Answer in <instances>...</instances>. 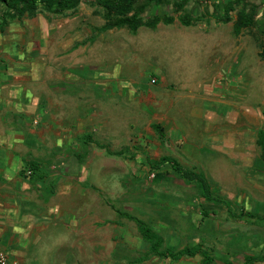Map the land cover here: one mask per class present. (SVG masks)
I'll return each instance as SVG.
<instances>
[{"label": "rangeland", "instance_id": "rangeland-1", "mask_svg": "<svg viewBox=\"0 0 264 264\" xmlns=\"http://www.w3.org/2000/svg\"><path fill=\"white\" fill-rule=\"evenodd\" d=\"M83 1L92 2V0ZM223 1L219 0V4L215 3V6H213V13L219 15L218 18L215 16V19L219 21L222 18V12L219 13V11L222 10L221 3ZM191 6L188 9L192 10L193 15H200V12H205V14L211 13L210 8L203 10L202 5L197 1L192 3ZM151 7L152 5L147 10L153 13V7L152 10ZM241 8H245L249 13L253 14L254 22L246 30L249 34L244 35L242 38V41H246L245 50L247 54L244 58L240 56L239 60L235 62L229 61L227 64L216 63L212 68V65L215 64L214 54L219 49H222L223 53L220 56L227 54H224L226 50L223 49V44H218V40L221 38L215 35H210L209 37L199 35L196 39H192L193 37L189 35L184 37L179 34L166 39L164 37H160V39L145 37L140 41L141 35L150 32V29L141 28L134 36L128 29L124 28V30L115 32L110 36V39L115 41L110 51L104 53L96 48L92 51V53H96L95 58L92 57V54L91 59L88 60L89 57L84 58V63L81 64H84L82 69L73 68L69 70L70 73L76 75V78H82V81L79 80L81 82L80 85L71 86L67 91L77 92L80 90L82 99L87 95L92 97L91 100L85 101L86 106L88 105L87 107H94L96 109L101 105L100 100L108 98L109 95L113 96L114 102L112 106L110 105L111 108L106 107V110L103 111L104 115L108 117L109 129L115 131L123 128L125 122H128L126 117H129V131L121 135V140L117 141L118 144L114 143L112 148H110L114 152L122 150L124 152L122 156L107 155L104 148L88 144L85 141L83 142L84 136L89 134L91 139L93 137L97 139L94 142L95 144L104 145L105 143L104 135L89 133L93 128V121L86 117L88 112H83L81 110L83 107L81 109L78 107L75 110L79 115L76 124L72 123V120L76 118H71L72 115L69 112H66V115L69 114L68 116L64 119L61 118L62 113L58 111L60 109L58 108L57 97L51 94L50 87V85H56L57 82L51 79L50 75L48 76L49 89H42V97H40V84L28 86L32 90L33 98L37 99L33 100L32 104H38L39 110L34 112V116L28 118V125L25 126L28 127L27 129L32 128L38 132L33 134L34 145L28 146L23 144V142H12V153L16 157V164L13 165L14 168L12 167L9 178L7 180L2 178L0 181V202L6 201V205L3 206L13 209L15 206V202L13 201H17L16 212L10 211V215L5 216V219L2 217L1 222V229L4 231V234L0 241V252L7 255L8 264H25V262L27 264H107L99 261L100 259L94 255L96 249L94 244L96 245L97 239H99L97 231H102V229L104 230L108 227L106 231L107 236H109L113 233L114 224H121L124 226V230L131 234L133 239L134 235H138L137 237L141 241V236L135 222L124 217L121 214L122 212L134 215L155 231H158L164 239V246L171 245L178 249L185 244H198L217 259L225 258V256L232 257L235 254L243 255L249 250L258 249L264 243V219L257 218L254 220L242 216L241 218H233L225 210H220L216 214L210 213L211 215L202 217L200 216V212L203 209V205L208 206V210H212L213 206L218 208L220 206L214 202H208L209 204L206 201L204 202V199L199 194L196 182L180 177L169 166H165L159 172L148 169L149 166L145 160L146 155L152 159H157L161 155H172L186 168L202 171L210 183L212 191L228 197L236 211L240 209L238 202L239 192L244 195L241 198L243 204L247 206L250 194L259 191L257 186L256 188L253 187V184L255 185L256 182L250 181L247 178H245L247 181H244V179L239 180V178L234 180L235 182L218 180L220 179L219 170L223 169V167L218 166V160L221 161L222 159L219 158L220 153L216 150L208 149V151L203 152L204 156L200 157L199 152L195 149L187 156L186 154H182V150L179 151L181 143L178 144L177 142L175 144L171 142L170 146L165 147L160 145L153 129L148 127L153 121L157 122V120L149 115V113H146L144 120L139 116L136 117L139 112L131 103L125 102L126 95L123 94L125 90L121 86V83L123 84L121 78H124L125 72L130 79L134 80L133 83H130V86L141 90L140 95H147L150 90L160 87L161 76L164 72L176 79L186 78L192 84H200V82L204 84L206 80L213 79L214 74H216V78H214L216 86L220 87L219 91L224 90V96L228 97L230 96V91L233 94L237 89L233 88L235 85L234 81L241 79L245 74L252 75L253 80L261 78L262 74L258 73L263 69L258 70L255 67L252 70V63L256 60L254 59V50H251L254 49L253 37L256 39L257 44L264 40V0H239V2L234 4V11L231 14L235 13L236 16L237 11ZM170 9L172 10V8ZM69 11L71 10L58 13L39 7L35 15L31 18L28 17L31 20L26 18L28 24L22 25L19 22V25L16 24V30L11 32L7 37L5 32L8 30V25L5 26L4 33H0V50L7 47L5 51L16 52L18 55L21 53L22 57L26 53L25 57L28 58L30 56L27 55L28 49H30L29 46L33 48V51H39L38 49L41 45L40 41H38V35L40 37V34H38L37 30L40 27L39 18H48V20L50 19L56 23V20L65 18ZM99 12L100 14L103 12L101 7L99 8ZM158 12L160 13V11ZM180 13L173 12L175 15ZM209 18L206 19L205 17L204 20H209ZM209 24V21L195 22V28H199L200 26L207 29L209 28ZM85 25L90 26V21L89 23L86 22ZM30 26L32 27L30 28ZM224 27L228 26L225 25ZM224 27L222 26V28L217 30L225 31L223 30L226 29ZM65 29L67 30L65 32L70 33L69 35L73 34V31H76L72 30L71 26H67ZM224 38L229 46L228 41H232V39ZM46 40L47 44L49 43L50 45L54 42L55 37L50 35L48 38L46 37ZM126 42L127 44H125ZM125 45H128V47L122 49L121 46ZM217 46L218 48H216ZM137 48L142 53L136 52ZM158 53H164L166 60L164 59L163 65H168L164 72L158 67L155 68L158 63L162 62L158 61L160 59L157 57ZM256 57H258L257 54ZM7 59L11 63L20 61L19 59H12L9 56ZM28 60H32V58H28ZM211 60L213 61L210 62ZM169 63L173 69L170 68ZM9 65L11 66V64ZM90 66H97L100 70H107L111 73V78L108 75V80L106 79L108 81L107 85L110 83L109 87L104 85L99 86L98 79L88 82L87 80L83 81L89 79V76L91 78H103L101 75L94 74L95 70L91 69ZM116 70L117 73L115 74ZM96 71L98 72V70ZM103 73L104 71H100L99 74ZM154 77L155 81L152 82ZM30 78L31 76H24L26 80ZM85 83H89V86L85 85ZM222 83L228 84L231 89L229 87L221 88L223 87ZM205 86L202 85V88H205ZM211 86L214 87L213 84ZM246 86L247 90H249L248 84ZM242 91L246 92L248 96L240 100L238 105H249L252 100L259 102V99L264 95V85L258 84L257 87H252L250 93L246 91V88ZM126 94L129 98L133 96V94ZM133 99L135 100V98ZM115 100L117 101L115 102ZM257 108L256 112L261 114L259 108L264 111V104L262 107L258 104ZM262 116L264 117V114ZM148 119H151V123ZM146 120L148 122L145 123ZM15 121L19 125L17 118H15ZM260 122V126H264V119H260ZM57 125L65 126L66 130H61ZM258 126L255 125L254 127L257 128ZM141 128L144 132L140 133L138 131ZM214 128L216 130L230 129L227 124L223 125V123L214 126ZM10 129H13L12 125L9 123L4 124L0 119V131L4 133ZM4 136H6L5 133ZM16 136L18 137L19 135ZM86 140L89 139L86 138ZM3 146L4 143L2 144ZM262 156L264 158L263 153ZM23 157L26 160H38L46 168L52 167L55 170L64 169L66 173L70 172L67 174L76 177L75 181H71L76 184L75 187L77 188L80 185L87 188L90 192L79 193L71 197L64 196V194H60V196L56 194L55 197L53 195L51 199L45 201V193L40 194L39 188L35 189V186L40 187V189L47 187L49 178L48 180H43L42 178V182H38L42 185V188L39 185H35L34 182L42 176L35 174L33 181L25 179L26 174L24 172L28 167L25 160L22 159ZM225 168L227 169L228 167ZM151 173L154 175L152 176ZM64 182L67 184L65 179V181L60 182L59 186ZM80 189L82 188L76 190ZM10 197L13 201L9 199ZM60 199L63 200L64 209L67 212L66 219L70 224L63 226V222L61 221L58 226H49L42 229L41 227L44 225H40L41 222L39 221L41 214L47 211L48 206L52 203L54 204L53 201L59 200L61 204ZM258 200L260 199L258 198ZM263 206L264 202L262 206L258 207V213L264 214V210H262L264 209ZM28 211L34 212L39 217H37V221H39L38 225L40 226L34 228V232L40 231V229L43 231H41L37 238H34V242H32L34 247H31L33 248L32 254L28 257L27 261H24L26 260L24 257L25 247H19L20 249L22 248V251H20L22 252L23 259H21L14 254L19 250L14 240L20 239L24 235L25 230L23 226L26 224L25 218L28 219ZM80 212H84V214ZM13 213L16 214L14 215ZM88 223L91 225V228L88 226ZM85 224V228H90L88 232H91V234L95 232V243L94 241L90 243L89 239H92V237L89 238L86 233H83L84 228L82 226ZM222 228L225 230H222ZM13 229L16 230V233ZM122 232H119V234ZM125 240L123 237H118V239L113 240V244L111 243V258L113 260L121 258V254L124 255L127 252L132 254L131 251L139 253L140 250L138 251V249L146 250L147 248L146 243L142 242L139 245L136 239H134L136 242L134 250L133 247L130 248V245L125 243ZM131 240H129L130 243L133 242ZM219 241H221V245ZM103 242L107 243L104 240H99V244ZM106 247L109 248L108 246ZM123 264H133V262H123ZM162 264L165 263L163 262ZM213 264L217 263L213 262Z\"/></svg>", "mask_w": 264, "mask_h": 264}, {"label": "crops", "instance_id": "crops-1", "mask_svg": "<svg viewBox=\"0 0 264 264\" xmlns=\"http://www.w3.org/2000/svg\"><path fill=\"white\" fill-rule=\"evenodd\" d=\"M197 1L202 5L203 10H208L210 8V14H205V12H200V15H193L192 10H189L188 8H191V4ZM145 2V0H140V3ZM224 2V1H223ZM216 4H219V0H186V3L184 5L183 11L190 13L193 16V20L190 24L185 25L182 24L179 19L178 15L173 14V11L170 8L172 7V4L170 3L167 6L163 5H157L153 6L152 11H160L161 19L156 23L154 27H147V26H140L137 28L135 32H132L127 26L122 27H112L107 26L106 21L103 18L102 14L99 12V6L98 3L92 0V2L88 1H81L76 9L69 11L65 18L56 20V23L51 21L48 18H39L38 22L40 23V27H38V34H40V37L38 35V41H40L39 51H33V48L29 46L30 49H28V54L30 55L28 58H32V60H28V58L25 57L20 53L19 55L15 52H8L5 51L7 48H2L0 50V119L3 121L4 124H11L13 129L7 130L4 133L6 136H4V133L0 131V181L3 179L9 178V174H11V169L13 165L16 164V157L13 155L12 151V142L22 143L26 144L28 146L34 145V133H37L38 131H34L32 128L27 129L28 127L25 125H28V118L30 116H34V112L39 110V106L33 105V100H37L33 98V93L29 85H38L40 84V90L41 94L40 97H42V89H49V79L48 76L50 75V78L55 80L57 83L56 85H53L51 87V94L57 97L58 102V108L61 111V118L64 119L66 116L71 114V118H76L72 120V123L76 124L77 117H79L78 112L75 111L78 107L83 112H88L87 118L91 119L93 121V128L89 133H100L101 135H104L105 137V143L102 148L110 149L112 148V145L114 143L118 144V140H121V135L126 134L127 131H129V117L127 116L128 122H125L123 128H120L119 130H111L109 129V120L106 115H104L103 111L107 108H111L112 103L114 102L113 96L109 95L108 98L102 99L99 102L101 105L97 107L96 109L94 107H87L85 101H89L92 99L89 95H87L84 99H82L81 91L77 92H68L67 89H70L71 86L74 85H80V81L82 78H76V75L74 73H70L69 70L74 69H82L84 63L83 59L88 58L91 59L92 57L95 58V52L92 53L96 48L100 52L107 53L112 49L114 46V40L110 39V36L114 34L115 32H119L121 30H124V28L128 29L133 35L137 34L139 32V29L141 28H148L151 31L144 33V35H141L140 41L144 39L145 37H156L157 39H160V37L169 38L174 37L175 35H181V36H191L192 39H196L199 35L209 37L210 35H215L221 38L218 40V44H223L227 53L223 56H220L222 53V49H219L214 55H215V64L212 65V68L216 65V63H224L227 64L229 61H237L239 60L240 56L245 57L247 54L246 52V46L245 42L242 41V38L244 35L249 34L246 32L248 28L245 30L242 29L240 32L235 33L233 31V23L236 19L235 13L233 15L231 14V20L229 21H219L215 19L219 17L218 14H214L213 10ZM223 3H221L222 10L219 11L223 12ZM149 8V7H148ZM144 11V18L151 13V11L147 10ZM158 9V11H157ZM186 9H188L186 11ZM234 11V10H233ZM232 11V12H233ZM170 13L173 14V21L170 23H165L162 20V17L164 13ZM180 13V12H179ZM35 15V14H34ZM33 16V15H32ZM32 16H23L19 19H15L10 21L6 26L8 30L5 32L6 37L9 36L11 32L16 30L17 26L19 25V22L23 24H28L27 19L28 17ZM202 17V18H201ZM208 17L209 20H204ZM27 18V19H26ZM31 20V19H28ZM22 21V22H21ZM90 26L85 25L86 22L89 23ZM207 22L209 21V28L205 29L204 27L195 28V22ZM94 22V23H91ZM99 24V25H98ZM82 25H84L82 27ZM227 25L228 27H224ZM71 26L73 31V34L69 35L70 33L65 32L67 31L65 27ZM222 26L226 29H223L225 31L217 30L219 28H222ZM32 26H30L31 28ZM5 29L0 30V33H4ZM55 37V40L53 43L49 45L47 44L46 37L49 36ZM134 35V36H135ZM138 36V35H137ZM232 39V41H228L229 46L227 45V41H225V38ZM235 39V42H234ZM254 40V50L255 57L254 61L252 63V70L255 69V67L259 69H263L260 73L262 74L261 78H257V80H253L254 78L252 75L245 74L241 79H238L234 81L235 85L233 88H237L234 93L232 94L230 91V96L225 97L224 96V90H220V87L216 86V74H214L213 79L206 80L204 84L200 82V84H192L186 78H180L176 79L173 76L170 77L167 75L164 71L165 68L168 66L163 65V61L166 59L164 58V53H158V61H162L161 63H158V65L155 68H160L161 71L164 73L162 74V81L161 86L157 89L150 90L147 95H140V89H135L130 86V83L134 82L133 79H130L128 74L125 72L124 78H121L123 84L121 83V86L124 88L123 94L126 95V101L131 103L133 107L139 112L136 117H141L142 120H144V116H146V113H149L153 118L157 120V122L150 123L151 125L148 126L153 129L156 139L158 140L159 144L162 146H170L173 142L175 144H180V150H182V154H186L187 156L191 154L193 150H197L200 154V157H203V152L208 151V149L216 150L220 153L219 158L222 159L221 161L218 160V166L223 167V169L219 170L220 172V179L223 181L228 182H235L236 179H244V181H247L245 178L249 179L250 181H255V185L253 184V187L259 189L257 193L250 194L249 202L247 203V206L243 204L242 198L244 195L239 192L238 196V202L240 209L236 211L231 203V200L228 197L219 195L218 193H214L212 191L211 185L210 189L211 192L215 196H219L221 198L226 199L230 203L229 210L233 212L231 214L222 201H215V200H207L203 196H200L204 199V202H214L219 204L218 207H212V210H208L209 207L206 205H203V209H201L200 216H209L210 213L216 214L218 211H223L233 217V218H241L240 213H246V214H253L254 217H248L251 219H257L258 216L261 217V219H264V214L258 213V207L263 205L264 202V158L262 156V151L260 147L257 145V132L260 128L264 129V126H260L261 122L260 119H264L262 114H264V111H262L259 108V112L261 114H258L256 112V109H258V104L262 107L264 104V95H262V98L259 99V102L256 100H252L249 105L241 104L238 105L240 100H243L244 97H247L246 92L244 93L242 90L248 91L250 93L252 87H257L258 84L264 85V60H262L258 54V44L256 42V39L253 37ZM232 42V43H229ZM30 44V43H29ZM127 44V42L125 43ZM15 45V44H13ZM141 45V43H140ZM228 46V47H227ZM122 49L125 47L127 48L128 45L121 46ZM218 48V46L216 47ZM228 48V50H227ZM7 50V49H6ZM136 52H139V49L137 48ZM39 53V54H38ZM139 53H142L141 51ZM38 54V55H37ZM93 56H92V55ZM256 54L258 57H256ZM40 55V56H39ZM10 57L12 59H19L18 62H9L7 57ZM38 56V57H36ZM92 56V57H91ZM156 57V58H157ZM234 58V59H233ZM258 58V59H257ZM165 59V60H164ZM211 60L210 62H212ZM11 64V66L9 65ZM170 64V63H169ZM254 64V65H253ZM89 67V66H86ZM91 69L95 70L94 74L101 75L103 78L98 77H92L89 76V79H85L83 81H95L99 80V86L104 85L106 87L110 86V83L107 85V76L109 75L111 78V73H109L107 70H103L98 68L97 66H90ZM170 68L173 69V67L170 64ZM98 70V72L96 71ZM100 71H104L103 74H99ZM90 73V72H89ZM117 73V70L115 74ZM24 76H31L29 80L24 79ZM100 76V77H101ZM207 78V77H206ZM95 79V80H94ZM107 79V80H106ZM82 81V80H81ZM155 81V77L152 79V82ZM259 81V82H258ZM256 82V83H255ZM155 83V82H154ZM221 83V82H220ZM211 84L214 85V87L211 86ZM223 87H229L228 84L222 83ZM249 86V90H247V85ZM69 85V86H67ZM85 85L89 86V83H85ZM202 85H206L205 88H202ZM44 86V87H43ZM164 89H162L163 87ZM229 89H231L229 87ZM156 92V93H155ZM233 92V91H232ZM238 92V93H237ZM133 94L132 97H127V94ZM240 97H239V96ZM135 98V100L133 99ZM49 99V98H48ZM41 100V99H40ZM86 101V102H87ZM117 100H115L116 102ZM38 102V101H37ZM39 103V102H38ZM82 103V104H80ZM84 103V104H83ZM108 103V104H107ZM124 103V102H123ZM48 104V102H47ZM111 105V106H110ZM128 105V104H127ZM71 108V109H69ZM134 111V110H132ZM66 112L69 114L66 115ZM260 115V116H259ZM8 121V119H10ZM15 118L18 119L15 121ZM253 118V119H252ZM148 120L145 121L148 122ZM123 121V120H122ZM144 122V121H143ZM223 125L227 124L230 129H218L216 130L214 126L216 125ZM259 123V126H258ZM153 124H159L162 127L163 133H164V141L162 142L160 138L158 137V133L153 127ZM107 125V126H106ZM121 125V124H120ZM123 125V124H122ZM257 125L258 127L255 128L254 126ZM61 130H66L65 126H60ZM109 126V127H108ZM30 127V126H29ZM132 127V126H131ZM32 132H30V131ZM138 132H144L139 130ZM16 135H19L18 137ZM89 135V134H86ZM96 138L93 137L88 141H85L88 144H92L94 146H98L94 142H96ZM84 142V140H83ZM4 143V146L2 147V144ZM101 145V144H100ZM175 146V145H174ZM6 148V149H4ZM11 148V149H10ZM111 150V149H110ZM93 151V150H92ZM94 152V151H93ZM95 153V152H94ZM124 154V152H123ZM116 155V156H122ZM109 155V154H107ZM3 156V157H2ZM162 156H170L176 159V157L172 155H161L157 159H160ZM150 158L149 156H145V160ZM22 159L26 161L32 160L37 162L41 169L45 172V176L43 180H48L47 187H44L43 189L39 188L38 191H40V194H44V200L48 201L51 199V197H54L57 195L60 196L64 194V196H75L79 193L83 192H90L85 187H75L76 184L71 182L75 181L76 177L71 174H67L70 172H65L64 169L61 170H55L52 167H44L43 164L35 159H27L23 157ZM152 159V158H150ZM178 160V159H177ZM147 162V161H146ZM179 163H181L178 160ZM64 163V162H62ZM182 164V163H181ZM226 165V166H225ZM165 166H169L166 164ZM164 166V167H165ZM163 167V168H164ZM225 167H228L227 169ZM14 168V167H13ZM162 169V168H161ZM158 170L157 172L161 171ZM202 172V171H200ZM26 174L25 179L33 181V178L35 177V174H31V169L27 168L24 172ZM203 173V172H202ZM204 174V173H203ZM205 176V174H204ZM206 177V176H205ZM54 179H57V183L55 186L54 192H50V186L51 181ZM67 181V184L64 182L60 186L61 181ZM42 182V178H37L35 182V185H39L42 188V185H40L38 182ZM259 181V182H258ZM195 182V181H194ZM29 183V182H27ZM210 184V183H209ZM44 186V185H43ZM59 186V188H58ZM73 186V187H71ZM78 188H82L80 190H76ZM230 195V194H229ZM1 197V195H0ZM258 198L260 200H258ZM10 200L13 201V199L10 197ZM252 199V200H251ZM61 200V204L58 201H53L50 206H48L47 211L43 214H41L40 218V225H44L41 228L45 229L49 226H58L61 221L63 222V226H68L70 223L66 219L67 212L66 209H64V203L63 200ZM1 201V198H0ZM15 202V206L13 209H9L8 207H5L3 205H6V201L0 202V241L1 237L4 234V231L1 229V222L2 217L5 219V216L10 215V211L16 212V205L17 201ZM67 202V201H66ZM89 202V201H88ZM3 203V204H1ZM209 204V203H208ZM91 206V205H90ZM264 207V206H263ZM262 207V208H263ZM90 210V208H89ZM88 210L89 214L90 211ZM264 210V209H262ZM70 212V210H68ZM39 212V211H38ZM86 212V211H85ZM84 214V212H80ZM14 215L16 213H13ZM13 215V216H14ZM28 219L25 218V225L23 226L24 235L20 239H15L14 243L16 247H18V251L14 253L15 255L22 258V248L19 247L23 246L25 247V255L27 261L28 257L32 254V250L34 247V238L38 237L41 233L40 231L34 232V228L39 227L38 225L39 221L38 216L34 214V212H27ZM38 217V218H37ZM247 217V216H242ZM47 223V224H46ZM86 224L83 225V233H86L89 238L92 237V239H89L90 243H92L96 240V237L94 233L91 234V232H88L90 230L91 225L88 223V226H90L89 229L85 228ZM14 228H16L14 226ZM94 228V227H93ZM106 227L102 231H97L99 239H97V244L95 249V257L100 259L99 261L105 262L107 264H123V262H133V264H162L163 262L165 264H201L203 260V255L198 252L195 255H184L180 257L179 259H170V258H164L156 255H148L146 250L138 249L140 252L134 253V251H131L132 254L129 252L125 253L124 255L121 254V258L113 260L111 258L112 256V245L113 240L118 239V237H123L125 240V243L127 245H130V248L136 246V242L134 239H136L137 244L141 245L142 238L140 237L141 241L139 240L138 235H134L131 237V234L126 232L124 230V226L121 224H114L113 233H111L109 236H107V229ZM21 229V228H20ZM16 233V230L13 229ZM108 230V229H107ZM121 230L125 231L122 232ZM222 230H225L222 228ZM102 232V234H101ZM119 232H122L119 234ZM16 236V235H15ZM14 237V236H13ZM12 238V237H11ZM15 238V237H14ZM104 240L107 243H101L99 244V240ZM133 242H132V240ZM138 239V240H137ZM132 243H130V241ZM220 245H221V241ZM145 243V242H144ZM143 243V244H144ZM186 245V244H185ZM189 246H195L194 244H187ZM198 245V244H197ZM108 246L109 248H107ZM184 245H182L180 248H182ZM100 247V248H98ZM129 247V246H128ZM202 247V246H201ZM174 249H177L173 247ZM179 249V248H178ZM203 250H205L202 247ZM21 250V251H20ZM135 250V249H134ZM97 251V253H96ZM99 251V253H98ZM84 254V253H82ZM211 256L214 257L211 253H209ZM120 255V254H118ZM126 255V256H125ZM7 256V255H6ZM117 256V255H116ZM245 256H252L257 257V260H254L251 264H264V243L260 245V247L257 249L249 250L247 253L243 255L235 254L232 257H226L217 259L215 258V261L217 264H221L222 261L231 260L233 264H243L244 257ZM215 263V262H214ZM25 264H27L25 262ZM213 264V263H212Z\"/></svg>", "mask_w": 264, "mask_h": 264}, {"label": "trees", "instance_id": "trees-1", "mask_svg": "<svg viewBox=\"0 0 264 264\" xmlns=\"http://www.w3.org/2000/svg\"><path fill=\"white\" fill-rule=\"evenodd\" d=\"M83 0H0V30H3L5 26L12 20L19 19L23 16H32L38 10L39 7H43L49 11H55L58 13H64L68 10H74L78 4ZM101 6L103 9L102 16L106 21L107 26L112 27H122L127 26L132 32H135L140 26L154 27L156 23L161 19V15L158 12H153L152 14L144 18L143 14L146 8L151 5H163L167 6L172 4V11L175 13L182 12L178 15V19L182 24L188 25L194 19L193 16L188 12H183L186 0H145V2L140 3V0H93ZM239 2V0H224L223 2V21L231 20V12L234 10V4ZM174 19L173 14L164 13L162 20L165 23H170ZM254 22V17L252 13H249L245 8H241L236 13V19L233 23V31L235 33L240 32L242 29H246L251 26ZM258 54L262 60H264V40L258 43ZM153 127L158 133V137L163 142L164 133L162 127L159 124H153ZM90 139L89 135L84 136V141ZM257 145L260 147L264 154V129L260 128L257 132ZM99 147L100 145L96 143ZM106 153L109 155H121L122 150L117 152L111 151L110 149H105ZM148 163V169L150 171H158L163 168L166 164L172 171H175L180 177L195 181L198 185L199 192L201 196L207 200L222 201L227 206L228 210L230 207L229 201L219 196H215L210 189V184L204 174L200 171H195L188 169L178 162L177 159L170 156H162L158 160L146 159ZM26 165L31 169V174L40 175L44 178L45 172L41 169L40 165L32 160L26 161ZM159 174V173H157ZM160 176V175H159ZM57 179L51 181L50 192H54ZM231 214L233 212L229 210ZM124 217L132 220L136 224V228L142 237V240L147 244V250L145 253L148 255H156L164 258L179 259L184 255H195L200 252L203 255V260L201 264H212L215 258L209 254L206 250H203L201 245L189 246L184 245L182 248L174 249L171 245L164 246V239L162 235L155 231L152 227L148 226L143 220L138 219L132 214L127 212L121 213ZM240 216L254 217L253 214L240 213ZM258 218H261L258 216ZM257 257L245 256L243 264H251ZM221 264H233L231 260L222 261Z\"/></svg>", "mask_w": 264, "mask_h": 264}, {"label": "built area", "instance_id": "built-area-1", "mask_svg": "<svg viewBox=\"0 0 264 264\" xmlns=\"http://www.w3.org/2000/svg\"><path fill=\"white\" fill-rule=\"evenodd\" d=\"M151 174L152 176L154 175L153 173ZM0 264H8V258L3 252H0Z\"/></svg>", "mask_w": 264, "mask_h": 264}]
</instances>
